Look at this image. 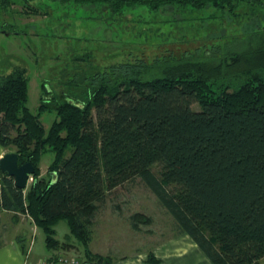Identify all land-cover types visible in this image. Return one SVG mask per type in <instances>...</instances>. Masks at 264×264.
Listing matches in <instances>:
<instances>
[{"label":"trees","instance_id":"trees-1","mask_svg":"<svg viewBox=\"0 0 264 264\" xmlns=\"http://www.w3.org/2000/svg\"><path fill=\"white\" fill-rule=\"evenodd\" d=\"M23 1L27 12L40 13L29 5L33 0ZM52 1L102 5L110 15L140 5L209 8L208 18L228 17L240 32L223 31L180 54L106 65L86 89V76L77 73L71 83L82 86L78 92L51 101L43 94L39 109L57 113L47 133L40 113L27 106L26 68L2 76L0 146L14 147L19 165L31 162L35 171L25 189L0 172V207L28 215L52 250L74 247L55 237L56 225L66 220L84 248L81 264H107L111 257L89 246L94 216L107 192L140 178L171 215L175 233L187 234L212 264H261L264 0ZM13 4L0 0L5 10ZM48 150L54 158L46 177L39 163ZM142 222L151 217L131 215L132 228ZM148 262L158 264L152 251Z\"/></svg>","mask_w":264,"mask_h":264},{"label":"rangeland","instance_id":"rangeland-1","mask_svg":"<svg viewBox=\"0 0 264 264\" xmlns=\"http://www.w3.org/2000/svg\"><path fill=\"white\" fill-rule=\"evenodd\" d=\"M13 1L6 10L0 5V78L15 67L26 68L27 106L32 113H40L46 133L57 119V113L49 108L39 109L43 94L47 95L46 101H51L59 99L64 92H78L74 89H82V86L71 83L77 73L86 76V89L93 72L106 65L180 54L195 49L204 41L210 42L223 31L229 36L240 32L237 25L228 24V17L222 22L208 18L213 12L209 8L182 10L176 5H167L154 11L140 5L120 15H110L102 5L33 0L29 5L40 10L39 14H33L27 12L28 6L23 0ZM224 26L227 31L223 30ZM13 149L8 147L3 151L12 152ZM53 158L49 150L42 154L41 176L47 177ZM153 170L159 173L161 168L155 165ZM133 213L151 217V223H140L138 230L132 228L130 217ZM20 222L24 226L21 232L17 230L18 225L10 224L8 233L3 231V238L9 235L12 240L16 236L21 240L20 245L31 247L35 253L40 247L44 249L42 253L47 251L43 230L27 215ZM92 228L94 250L102 256L149 250L178 235L171 215L140 178L107 192L94 216ZM55 229V237L61 242L80 244L71 234L66 220H60Z\"/></svg>","mask_w":264,"mask_h":264},{"label":"crops","instance_id":"crops-1","mask_svg":"<svg viewBox=\"0 0 264 264\" xmlns=\"http://www.w3.org/2000/svg\"><path fill=\"white\" fill-rule=\"evenodd\" d=\"M3 150L4 148L0 146V159L5 153H7ZM25 215L26 214L20 213L16 214L0 207V264H36L41 258H58L60 256L75 257L81 263L83 262L84 248L76 241L68 242L74 245V247L60 248L56 250L48 249L45 244L47 251L42 253L41 250L44 249L40 247L38 252L42 254H37L38 252L35 253L34 249L31 247L26 248L24 245H20L21 240L17 239L16 236H13L12 240H10L9 235L3 238V235L5 234L3 231L7 232L10 224H15L14 227L18 225L19 227L17 230L19 232L24 229V226L20 221L23 220ZM94 240L95 239L91 240L89 246L93 253H97L94 250V246L96 245ZM109 251L107 250V252ZM149 251L153 252L154 257L158 260V264H212L197 244L184 233L171 236L164 241L157 243V245L149 250H142L125 255L112 253L103 255L111 257L110 262L107 264H152L148 262Z\"/></svg>","mask_w":264,"mask_h":264},{"label":"water","instance_id":"water-1","mask_svg":"<svg viewBox=\"0 0 264 264\" xmlns=\"http://www.w3.org/2000/svg\"><path fill=\"white\" fill-rule=\"evenodd\" d=\"M0 171L12 177L16 187L25 189L35 168L31 162L19 165V155L17 152L12 151L5 153L0 159Z\"/></svg>","mask_w":264,"mask_h":264},{"label":"built area","instance_id":"built-area-1","mask_svg":"<svg viewBox=\"0 0 264 264\" xmlns=\"http://www.w3.org/2000/svg\"><path fill=\"white\" fill-rule=\"evenodd\" d=\"M36 264H81V262L75 257L60 256L58 258H41Z\"/></svg>","mask_w":264,"mask_h":264},{"label":"bare ground","instance_id":"bare-ground-1","mask_svg":"<svg viewBox=\"0 0 264 264\" xmlns=\"http://www.w3.org/2000/svg\"><path fill=\"white\" fill-rule=\"evenodd\" d=\"M30 178H31V176H30ZM30 178H29V180H30ZM29 180H28V181H29ZM27 185H28V183H27Z\"/></svg>","mask_w":264,"mask_h":264}]
</instances>
